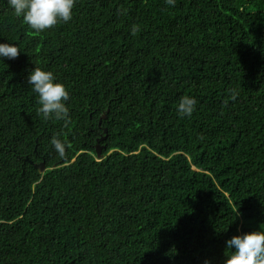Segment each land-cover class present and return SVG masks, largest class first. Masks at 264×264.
<instances>
[{"label":"trees","instance_id":"16d2710c","mask_svg":"<svg viewBox=\"0 0 264 264\" xmlns=\"http://www.w3.org/2000/svg\"><path fill=\"white\" fill-rule=\"evenodd\" d=\"M7 42L0 264H224L264 229V0H74L43 32L0 0ZM35 66L68 90L67 124L38 114Z\"/></svg>","mask_w":264,"mask_h":264},{"label":"clouds","instance_id":"9594fccd","mask_svg":"<svg viewBox=\"0 0 264 264\" xmlns=\"http://www.w3.org/2000/svg\"><path fill=\"white\" fill-rule=\"evenodd\" d=\"M165 3L175 7L176 0H165ZM7 4L17 17L36 32H43L60 22H69L74 8V0H7ZM137 31V26L133 25L132 34ZM19 53L16 45L0 43V60L5 57L14 59ZM27 84L38 97L37 112L43 119L54 117L65 124L69 122V92L51 71L35 66L28 74ZM237 96L238 92L231 90V98L235 100ZM195 105V98L184 95L177 102L176 111L182 117H190ZM51 144L58 156L63 158L65 143L53 137ZM226 250L224 264H264V229L232 236L226 241ZM204 264H210V261L205 260Z\"/></svg>","mask_w":264,"mask_h":264},{"label":"water","instance_id":"95a60500","mask_svg":"<svg viewBox=\"0 0 264 264\" xmlns=\"http://www.w3.org/2000/svg\"><path fill=\"white\" fill-rule=\"evenodd\" d=\"M105 118H106V115H105V113H103L100 116L99 121H101L102 119H105ZM103 132L106 133V128L103 129ZM103 138H104V136L99 137V139H97V143L95 145V150H96L97 157H101V145H99L98 141L102 140ZM34 166H35V168L38 169L39 172H43L45 170V165H44L43 162L36 163Z\"/></svg>","mask_w":264,"mask_h":264}]
</instances>
